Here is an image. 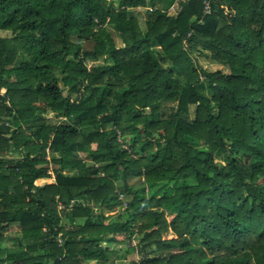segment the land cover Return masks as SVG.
I'll return each instance as SVG.
<instances>
[{"label": "trees", "instance_id": "1", "mask_svg": "<svg viewBox=\"0 0 264 264\" xmlns=\"http://www.w3.org/2000/svg\"><path fill=\"white\" fill-rule=\"evenodd\" d=\"M117 1L0 0V264H264V0Z\"/></svg>", "mask_w": 264, "mask_h": 264}, {"label": "rangeland", "instance_id": "2", "mask_svg": "<svg viewBox=\"0 0 264 264\" xmlns=\"http://www.w3.org/2000/svg\"><path fill=\"white\" fill-rule=\"evenodd\" d=\"M183 1V0H181ZM118 1L117 0H107V3L109 5H112L114 8H118ZM157 2V1H156ZM157 7L162 8V3L159 4ZM178 4L176 3L173 8L169 11V14L174 15L177 11ZM132 16L136 17L139 21L141 29L145 30L146 29V22L148 20V15L146 14V9H140V10H134L131 13ZM107 29L111 32L112 37L115 40V43L118 47L122 46V41L120 39V35L117 30H115L112 26L108 25ZM0 35L5 38H11L13 35L10 32L2 31L0 32ZM73 42H78L76 39H72ZM91 48V46L89 47ZM197 58V63L203 68L206 69L210 72H215L216 70L223 69L219 64L211 60L210 58L207 57H202L196 55ZM97 64L101 65H107L108 61L105 59H100ZM88 66L91 67L95 64V62L88 61L87 62ZM57 75H59L57 73ZM191 116L192 118V113H193V108L191 107ZM52 114H50V117ZM121 142V141H120ZM125 148L126 145H125ZM51 168V165H50ZM52 179L49 180H39L37 181V185H44V184H50L54 182V176H52ZM131 185L138 187L140 186V181L138 179H134L130 182ZM93 208V206H89ZM126 206H120L113 210L112 212H109L106 214V219L104 220V224H110V223H125L129 222L134 225H136L137 221L134 217V212L130 211L128 212L126 209ZM96 216L99 215V211H96L95 213ZM168 220H171V217L168 216ZM77 223H83V219H78L76 221ZM61 226L65 228L70 227V223L66 219H62ZM139 228L136 227V230L138 231ZM136 231V232H137ZM0 235L6 236L7 241L6 245L9 248L10 252H19L20 248H18L15 244V239L20 236V227L17 224L9 225V226H0ZM174 238V235L172 231H169L165 236L164 239H171ZM141 239L140 234H136L131 242H126L124 241V236H117V242L113 244L109 243H104L102 244V247L107 250V260L105 262L103 261H95V262H89L86 264H132L135 262V264H139L141 258H142V253L140 252V247L138 246V243ZM155 247H151L150 249L148 248L146 251L149 252L150 250H154Z\"/></svg>", "mask_w": 264, "mask_h": 264}, {"label": "built area", "instance_id": "3", "mask_svg": "<svg viewBox=\"0 0 264 264\" xmlns=\"http://www.w3.org/2000/svg\"><path fill=\"white\" fill-rule=\"evenodd\" d=\"M205 12H209V3H206Z\"/></svg>", "mask_w": 264, "mask_h": 264}]
</instances>
